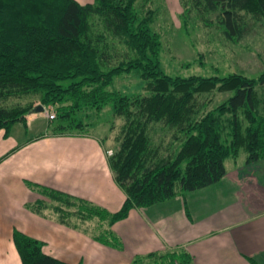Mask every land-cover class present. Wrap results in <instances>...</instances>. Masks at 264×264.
I'll return each mask as SVG.
<instances>
[{"label":"trees","instance_id":"obj_1","mask_svg":"<svg viewBox=\"0 0 264 264\" xmlns=\"http://www.w3.org/2000/svg\"><path fill=\"white\" fill-rule=\"evenodd\" d=\"M151 0H0V130L6 134L35 107L11 106L12 98L37 96L41 105H57V120L38 136L80 137L88 134L85 117L108 110L124 119L119 146L108 165L126 196L121 209L109 212L89 201L25 181L50 200L29 209L41 216L48 208L56 221L82 230L111 248L122 249L112 226L132 209L144 208L219 182L227 174L225 161L246 164L264 160V72L258 77L170 76L161 67L163 42L153 29L157 21ZM141 2L140 8L137 4ZM184 24L196 11L207 26L215 25L239 42L250 23L264 25V0H179ZM144 5L146 10H143ZM214 14V19L208 15ZM183 24V25H184ZM185 27V26H184ZM137 73L143 92L126 94L116 79ZM230 92L213 108L204 95ZM205 97V96H204ZM40 105V104H39ZM171 131L175 149L159 152L151 133ZM98 221L99 234L73 222ZM14 243L22 264H67L44 253V243L20 232ZM131 264H193L182 248L137 255Z\"/></svg>","mask_w":264,"mask_h":264},{"label":"crops","instance_id":"obj_2","mask_svg":"<svg viewBox=\"0 0 264 264\" xmlns=\"http://www.w3.org/2000/svg\"><path fill=\"white\" fill-rule=\"evenodd\" d=\"M84 5L94 0H76ZM178 11L179 0H168ZM31 118L0 130V264H22L14 233L42 241L43 251L67 264H131L137 255L182 248L193 264H264L263 160L227 170L219 182L149 207L132 209L112 226L122 243L105 246L78 229L29 209L51 202L25 181L89 201L115 213L126 199L93 135L36 138L48 124ZM19 124L24 128L16 133ZM18 126V127H17ZM16 128V129H15ZM28 133L32 136L28 137ZM247 156V155H246ZM233 159V158H229ZM236 160V159H233ZM52 212V213H50Z\"/></svg>","mask_w":264,"mask_h":264},{"label":"rangeland","instance_id":"obj_3","mask_svg":"<svg viewBox=\"0 0 264 264\" xmlns=\"http://www.w3.org/2000/svg\"><path fill=\"white\" fill-rule=\"evenodd\" d=\"M168 0H151L148 9H153L156 13L157 21L153 25L162 37L163 49L161 52V67L165 74L170 76L188 77L196 76H227L230 74H243L249 77H258L264 72V25L260 22L250 23L249 32L237 43L228 40L220 28L215 25H205L198 18L196 11L191 13L187 23L184 24L181 15L183 14L182 6L178 11L174 7H169ZM144 3L143 10H146ZM170 4V3H169ZM141 2L137 4L140 8ZM150 6V8H149ZM214 14H209V19H214ZM184 24V25H183ZM185 26V27H184ZM142 81L138 78L137 73L123 75L116 79L115 88L122 93L133 94L143 92ZM260 96L264 97V86L259 89ZM230 95V92L220 93L214 91L204 95L202 100L208 101L209 108L224 102ZM11 106L26 107L30 104L37 106L41 104L37 96H25L22 98H12L6 102ZM45 110L38 114H28L26 120L31 118L42 119L37 122L39 125L42 121L50 126L57 120V105L44 106ZM48 113H54V119L47 116ZM87 122L95 121L94 126H88L85 130L88 134L95 136L101 142L108 156L112 155L119 146V135L124 119L113 117L108 110L103 111L99 116L92 113L90 117H85ZM18 127V126H17ZM16 133L24 128L19 124ZM51 127V126H50ZM49 127H47L46 131ZM16 129V128H15ZM44 134V133H43ZM41 134V135H43ZM39 135V137L41 136ZM28 137L32 136L28 133ZM155 144H159V152L166 155L175 149L171 131L161 130L158 127L156 133H151ZM42 139V138H41ZM246 152L241 149L236 160L228 159L227 168L230 170L236 167H245ZM264 163V160H263ZM45 212H48L45 210ZM52 213V212H50ZM54 216H56L54 214ZM57 217V216H56ZM82 229L99 234L100 228L97 220L84 222L73 219ZM257 264H263L256 260Z\"/></svg>","mask_w":264,"mask_h":264},{"label":"water","instance_id":"obj_4","mask_svg":"<svg viewBox=\"0 0 264 264\" xmlns=\"http://www.w3.org/2000/svg\"><path fill=\"white\" fill-rule=\"evenodd\" d=\"M44 111V107L40 104V105H37L33 108L32 110V114H38V113H41Z\"/></svg>","mask_w":264,"mask_h":264},{"label":"built area","instance_id":"obj_5","mask_svg":"<svg viewBox=\"0 0 264 264\" xmlns=\"http://www.w3.org/2000/svg\"><path fill=\"white\" fill-rule=\"evenodd\" d=\"M44 110H45V108H44ZM46 112H47V116H48V118H50V119H54L55 118V114L52 112V113H48V111L46 110Z\"/></svg>","mask_w":264,"mask_h":264}]
</instances>
